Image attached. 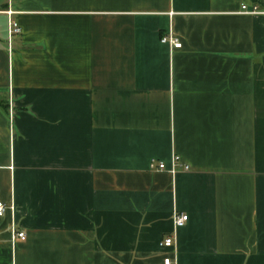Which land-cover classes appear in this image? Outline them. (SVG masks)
<instances>
[{
  "label": "crops",
  "instance_id": "1",
  "mask_svg": "<svg viewBox=\"0 0 264 264\" xmlns=\"http://www.w3.org/2000/svg\"><path fill=\"white\" fill-rule=\"evenodd\" d=\"M243 3L264 9L0 0V264H264V15ZM173 154L189 169L151 167Z\"/></svg>",
  "mask_w": 264,
  "mask_h": 264
},
{
  "label": "built area",
  "instance_id": "2",
  "mask_svg": "<svg viewBox=\"0 0 264 264\" xmlns=\"http://www.w3.org/2000/svg\"><path fill=\"white\" fill-rule=\"evenodd\" d=\"M240 12L242 14L248 15H264V9H262L258 4H252V6H248L247 4L243 3L241 6ZM8 17V43L11 46V40L15 35L21 33V27L16 19L13 18V12L11 10L5 11ZM161 42L167 43L171 46L172 49L181 48L182 44L178 38H176L171 32L163 35L161 38ZM11 114V111H10ZM156 170H166L171 174L176 173L179 169L188 170L189 165L182 162L180 156L177 154H173L172 156V165L170 168H167L163 162H159L157 165L154 163L151 164ZM9 207L5 205L4 202L0 201V216H3L6 210ZM11 208V207H10ZM173 225L174 228L180 227L186 223L188 220V215L185 213H174L173 214ZM26 239L25 231H19L15 228H12L11 231V241L12 244H16L18 241H24ZM174 244L173 236H167L163 240V245L166 247H171ZM164 264H175L172 258L167 257L164 259Z\"/></svg>",
  "mask_w": 264,
  "mask_h": 264
},
{
  "label": "trees",
  "instance_id": "3",
  "mask_svg": "<svg viewBox=\"0 0 264 264\" xmlns=\"http://www.w3.org/2000/svg\"><path fill=\"white\" fill-rule=\"evenodd\" d=\"M0 107L4 110L7 111L8 109V102L5 98H0Z\"/></svg>",
  "mask_w": 264,
  "mask_h": 264
},
{
  "label": "rangeland",
  "instance_id": "4",
  "mask_svg": "<svg viewBox=\"0 0 264 264\" xmlns=\"http://www.w3.org/2000/svg\"><path fill=\"white\" fill-rule=\"evenodd\" d=\"M6 18H8V17H6ZM2 19H3V18H2V17H0V22L2 21ZM5 23H6V22H5ZM0 25H1V24H0Z\"/></svg>",
  "mask_w": 264,
  "mask_h": 264
}]
</instances>
